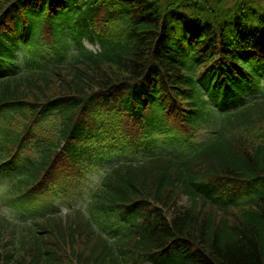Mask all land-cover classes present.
I'll return each mask as SVG.
<instances>
[{
  "label": "trees",
  "instance_id": "obj_1",
  "mask_svg": "<svg viewBox=\"0 0 264 264\" xmlns=\"http://www.w3.org/2000/svg\"><path fill=\"white\" fill-rule=\"evenodd\" d=\"M108 155L0 264H264V0H0L5 197Z\"/></svg>",
  "mask_w": 264,
  "mask_h": 264
},
{
  "label": "rangeland",
  "instance_id": "obj_2",
  "mask_svg": "<svg viewBox=\"0 0 264 264\" xmlns=\"http://www.w3.org/2000/svg\"><path fill=\"white\" fill-rule=\"evenodd\" d=\"M115 162H116V160H114L112 162H109V164H113ZM0 212H2L4 214H7L10 217H16V212L13 209H9V208L3 207L1 201H0Z\"/></svg>",
  "mask_w": 264,
  "mask_h": 264
}]
</instances>
